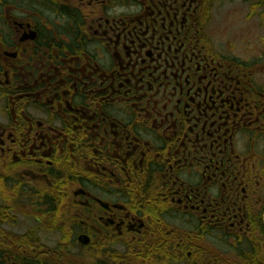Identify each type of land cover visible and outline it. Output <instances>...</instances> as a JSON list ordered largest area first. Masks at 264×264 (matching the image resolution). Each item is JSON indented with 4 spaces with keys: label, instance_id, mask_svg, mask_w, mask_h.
I'll list each match as a JSON object with an SVG mask.
<instances>
[{
    "label": "flooded vegetation",
    "instance_id": "1",
    "mask_svg": "<svg viewBox=\"0 0 264 264\" xmlns=\"http://www.w3.org/2000/svg\"><path fill=\"white\" fill-rule=\"evenodd\" d=\"M234 1L0 0V154L14 159L0 175L46 190L43 227L17 234L18 189L0 187V264H264V0H242L257 20L248 58L212 38ZM123 107L125 123L106 117ZM86 115L129 172L75 214L63 178L50 204L51 169L83 160Z\"/></svg>",
    "mask_w": 264,
    "mask_h": 264
},
{
    "label": "rangeland",
    "instance_id": "2",
    "mask_svg": "<svg viewBox=\"0 0 264 264\" xmlns=\"http://www.w3.org/2000/svg\"><path fill=\"white\" fill-rule=\"evenodd\" d=\"M249 13V6L247 3H245L242 0L234 1L232 3H226L225 5L218 6L215 17H213L212 21V38L214 39V42L219 46V49L226 51V47H231V44H237V52L244 53V58H248V56L253 52L252 46H247L248 41L242 42L241 40L246 38L247 36H253L254 35V29L257 20H250L248 18ZM257 26V25H256ZM236 52V53H237ZM14 162V159L12 158V155L10 157L3 156L0 154V166L5 167V171H8V167L12 166ZM21 176L25 173H31L29 170H25L21 167L18 168ZM2 177V182L4 183L3 189H7L10 187H15L18 189V195L10 196L9 198L12 200H16V203L18 204L17 207L11 212V215L13 216V221L11 222L10 232L22 234V231H25L26 229H29L32 225L39 228V226H42V224H38L34 222L35 218H38L40 215L37 213L35 208H37V204L35 203H42L39 201V199L42 197V194L45 193V187L43 185L35 184L34 181H31L29 179L21 180L18 182L17 179L13 178L12 176H8L7 178L4 175H0ZM15 176V175H14ZM27 177V176H26ZM25 177V178H26ZM23 178V177H21ZM31 184H28L30 183ZM14 184V186H13ZM73 190H77V185L73 184L69 187V190L67 191L69 193L67 198H71L70 194ZM50 192L52 193L51 197L55 201H59L58 199V193L60 192V188L58 187L54 190V192L50 189ZM109 198V197H108ZM122 197H120V202H123ZM12 202L10 200L5 199V201L0 196V205L4 204H11ZM69 203H72V200H69ZM32 208H24V212H18L19 209L22 207V205H28ZM74 204V202H73ZM73 206V205H72ZM73 210L75 214L78 213V207L74 204ZM31 210V211H30ZM61 213V212H59ZM69 213V212H68ZM63 217H59V223L58 226H60V223L62 222ZM77 219V218H76ZM43 227V226H42ZM77 228V226H73L72 228H66L63 229L65 231V234L67 236L71 235L73 231ZM60 229V228H58ZM62 230V229H61ZM54 231H56L54 229ZM49 232V231H48ZM60 232H49L48 235L51 236H60ZM136 264H140L137 262Z\"/></svg>",
    "mask_w": 264,
    "mask_h": 264
},
{
    "label": "trees",
    "instance_id": "3",
    "mask_svg": "<svg viewBox=\"0 0 264 264\" xmlns=\"http://www.w3.org/2000/svg\"><path fill=\"white\" fill-rule=\"evenodd\" d=\"M108 110L109 109H106L104 112H107V118H112V122L121 123L122 121L125 123L124 107L122 109L120 108L118 113L114 112V114H111L110 111L108 112ZM84 118V124L90 126L89 129L85 131L89 134L84 132L83 136H81L82 133L79 132V135H76L77 133L75 132L74 139H78L80 141L81 138V140L85 142V146L76 149V145H73V147L71 148L72 150L74 149L75 154L76 152H79V159L83 160L79 163L69 160L67 163H58L57 165L60 168L54 167L51 169V172L53 174L52 179L53 182H55L60 181L63 178L64 181L66 180L69 183V186L76 184L79 187H82L91 197H96V195L102 193L104 196L110 197V194L113 193V189L111 188V171L114 169L118 171L121 182L125 184V176L129 172L127 170L128 167L125 163L126 161L124 158L118 156L117 162L112 159L115 154V148L113 152L109 146H105L99 149L96 148V146L94 145V142L97 140V138L95 140L96 129H93V126L96 124L95 120L91 115H86ZM64 151H66L68 156L71 157L72 154L69 150V147H64ZM100 152L101 154H99ZM61 167L63 171L61 170ZM118 187L120 186H116L118 193H120V196H122L123 198L124 195H122V193L125 194V190L122 187L121 189H119ZM50 200V204L55 205V201L52 200L51 197ZM90 203H92V201Z\"/></svg>",
    "mask_w": 264,
    "mask_h": 264
},
{
    "label": "water",
    "instance_id": "4",
    "mask_svg": "<svg viewBox=\"0 0 264 264\" xmlns=\"http://www.w3.org/2000/svg\"><path fill=\"white\" fill-rule=\"evenodd\" d=\"M80 241L83 243V244H88L89 243V238L87 236H84V237H81L80 238Z\"/></svg>",
    "mask_w": 264,
    "mask_h": 264
}]
</instances>
